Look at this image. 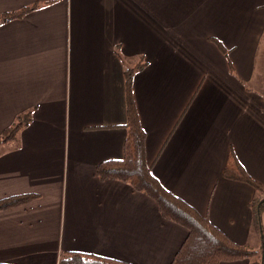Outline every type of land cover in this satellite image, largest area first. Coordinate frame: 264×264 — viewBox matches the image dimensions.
Listing matches in <instances>:
<instances>
[{"label": "crops", "instance_id": "obj_1", "mask_svg": "<svg viewBox=\"0 0 264 264\" xmlns=\"http://www.w3.org/2000/svg\"><path fill=\"white\" fill-rule=\"evenodd\" d=\"M37 2L52 3L0 25V137L33 111L0 146V200L39 196L0 212V263L59 264L65 252L172 263L188 231L127 184L96 177L99 164L123 158L125 70L142 58L134 98L154 175L260 249L257 192L223 171L233 149L264 184V0H0V14Z\"/></svg>", "mask_w": 264, "mask_h": 264}, {"label": "trees", "instance_id": "obj_2", "mask_svg": "<svg viewBox=\"0 0 264 264\" xmlns=\"http://www.w3.org/2000/svg\"><path fill=\"white\" fill-rule=\"evenodd\" d=\"M52 2L35 3L18 11L0 14V25L22 20L29 14L39 10L43 5ZM218 49L228 55V50L221 41L212 40ZM116 53L120 58L119 47ZM124 62L125 59H122ZM146 66L145 59L139 60L133 68L125 70L127 122L125 125L127 138L124 155L119 160L102 162L96 167V177L102 182L118 181L130 186L135 192L145 195L158 206L161 217L188 231V237L175 255L171 264H222L249 261L250 264H264V241L260 249L240 245L214 225L207 216L202 215L195 207L167 190L154 175L147 160V134L142 127L134 98V77ZM33 117V111L18 117L17 122L7 128L0 137V146L15 141L20 132L27 127ZM226 180L247 184L259 195H264V184L254 179L240 162L233 149L230 150L226 167L223 171ZM39 196L25 194L7 197L0 200V212L19 206H25ZM258 204L256 206V202ZM256 206V207H255ZM255 224H262L264 200H255L251 204ZM8 264V263H0ZM59 264H130L106 257L80 252H65Z\"/></svg>", "mask_w": 264, "mask_h": 264}, {"label": "rangeland", "instance_id": "obj_3", "mask_svg": "<svg viewBox=\"0 0 264 264\" xmlns=\"http://www.w3.org/2000/svg\"><path fill=\"white\" fill-rule=\"evenodd\" d=\"M262 60H264V47H262V51L259 53V55H258V60H257V63H258V70H256V72L259 74L260 73V70H261V68H262V66H261V62H262ZM256 79H257V82H256V84L257 83H259V84H264V81H259L258 80V77L256 76ZM255 200H259V201H261V200H264V195H259L258 193H257V197H256V199ZM255 200L253 201V202H255ZM252 202V203H253ZM251 203V204H252ZM251 204H250V209H251V212H252V215H253V209H252V207H251ZM256 204V206H257V204H258V201L255 203ZM255 206V207H256ZM255 219H254V217H253V222H254V230H253V233H252V237H254L252 240H251V243H256L257 242V239H259V240H262V241H264V209L262 210V224H261V226H257V224H255V221H254ZM256 247H258V246H256ZM252 248V247H251ZM254 249V248H253Z\"/></svg>", "mask_w": 264, "mask_h": 264}]
</instances>
